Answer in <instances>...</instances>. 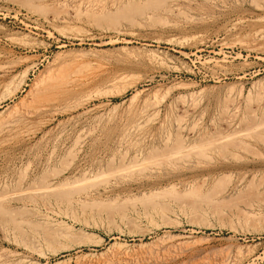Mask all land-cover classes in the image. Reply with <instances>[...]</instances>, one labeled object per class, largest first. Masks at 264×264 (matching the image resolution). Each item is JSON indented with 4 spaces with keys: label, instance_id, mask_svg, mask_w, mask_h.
<instances>
[{
    "label": "rangeland",
    "instance_id": "374dc122",
    "mask_svg": "<svg viewBox=\"0 0 264 264\" xmlns=\"http://www.w3.org/2000/svg\"><path fill=\"white\" fill-rule=\"evenodd\" d=\"M263 120L264 0H0V264H264Z\"/></svg>",
    "mask_w": 264,
    "mask_h": 264
},
{
    "label": "bare ground",
    "instance_id": "6f19581e",
    "mask_svg": "<svg viewBox=\"0 0 264 264\" xmlns=\"http://www.w3.org/2000/svg\"><path fill=\"white\" fill-rule=\"evenodd\" d=\"M153 1V0H152ZM161 1V0H160ZM167 1V0H166ZM200 7V6H199ZM166 11V10H165ZM262 19V18H261ZM46 86V85H45ZM44 86V88L39 92V94H38V96H37V101H44V100H46V99H48V98H53L54 99V97H57V96H59L60 95V91H58V89H57V87L55 86V85H53L52 87L51 86H46L45 87ZM70 92V91H69ZM69 92L68 91H65V92H62V94L64 93L65 95H67V94H69ZM72 92V91H71ZM71 95V94H70ZM56 100V99H55ZM260 121H262V120H260ZM264 121V120H263ZM258 123H260L261 124V122H258ZM255 124V123H254ZM253 124V125H254ZM264 124V123H263ZM258 126V125H257ZM260 127V126H259ZM251 130V129H250ZM262 130V129H261ZM264 130V129H263ZM262 130V131H263ZM237 133V132H236ZM235 133V134H236ZM240 133V132H239ZM257 133V132H256ZM259 134H261V132L259 133ZM258 134V135H259ZM263 134V133H262ZM238 135V134H237ZM240 135V134H239ZM257 135V134H256ZM237 138V137H236ZM216 139H219V138H216ZM230 139H231V137H230ZM262 139V138H261ZM176 143H178V142H176ZM226 143V142H225ZM241 145V144H240ZM242 146V145H241ZM219 147V146H218ZM176 148H179V147H176ZM168 148L166 147V152L165 153H167V150ZM175 150H177V149H175ZM159 151V150H158ZM158 151L156 152V153H158ZM155 152V151H154ZM153 152V153H154ZM160 152V151H159ZM165 153H163V154H165ZM178 153V152H177ZM162 154V156H164ZM151 155H152V157L155 155H153L152 153H151ZM157 156H158V154H156ZM178 156V155H177ZM173 157V156H172ZM175 157V156H174ZM151 158V157H150ZM149 159V158H148ZM161 159H164V158H161ZM170 159V158H169ZM168 159V160H169ZM159 160V159H158ZM166 160V159H165ZM171 160V159H170ZM137 162V161H136ZM63 187V186H62ZM53 189V188H52ZM50 190V189H49ZM62 191V190H61ZM56 192V191H55ZM67 195V194H66ZM45 197V196H44ZM56 198H59V197H56ZM60 199H64V198H60ZM67 200V199H66ZM41 229H43L42 227H41ZM48 233V232H47ZM56 236V235H55ZM48 239V238H47ZM52 239H54L53 237H52ZM57 242V241H56ZM49 243V242H48ZM51 243V242H50Z\"/></svg>",
    "mask_w": 264,
    "mask_h": 264
}]
</instances>
